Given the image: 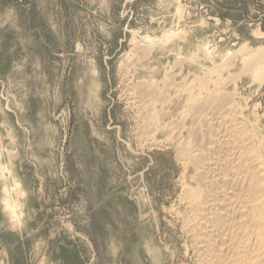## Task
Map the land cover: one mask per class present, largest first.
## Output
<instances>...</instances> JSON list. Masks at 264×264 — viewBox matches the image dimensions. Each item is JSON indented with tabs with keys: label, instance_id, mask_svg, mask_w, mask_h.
<instances>
[{
	"label": "rangeland",
	"instance_id": "1",
	"mask_svg": "<svg viewBox=\"0 0 264 264\" xmlns=\"http://www.w3.org/2000/svg\"><path fill=\"white\" fill-rule=\"evenodd\" d=\"M258 47L264 0H0V264H193L162 128L225 80L264 140Z\"/></svg>",
	"mask_w": 264,
	"mask_h": 264
},
{
	"label": "bare ground",
	"instance_id": "2",
	"mask_svg": "<svg viewBox=\"0 0 264 264\" xmlns=\"http://www.w3.org/2000/svg\"><path fill=\"white\" fill-rule=\"evenodd\" d=\"M162 35L145 41L157 46L171 33ZM262 50L246 51L247 68L256 66L261 73ZM223 82H216L204 97L190 94L191 108L162 128L170 129L162 145L175 149L184 168L178 206L172 209L185 242L184 254L193 264H264V140L256 123L244 117L237 93L229 92ZM156 86L140 83L134 89L141 109L150 111L155 106L151 103L167 101L164 89ZM145 119L140 129L147 128V139L163 132L160 124Z\"/></svg>",
	"mask_w": 264,
	"mask_h": 264
}]
</instances>
